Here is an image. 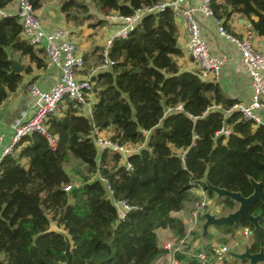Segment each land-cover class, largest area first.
Returning <instances> with one entry per match:
<instances>
[{
  "label": "trees",
  "instance_id": "1",
  "mask_svg": "<svg viewBox=\"0 0 264 264\" xmlns=\"http://www.w3.org/2000/svg\"><path fill=\"white\" fill-rule=\"evenodd\" d=\"M12 1L0 0V8ZM29 1L35 10L41 5V0ZM163 1L90 0L102 15L119 16ZM211 8L226 29L229 18L240 14L254 33L264 35V0H211ZM59 9L76 26L95 17L82 0H62ZM106 22L102 16L88 25ZM177 37L176 17L165 6L143 14L126 37L114 36L106 51L93 47L94 64L108 68L91 76L96 101L90 116L66 99L61 113L45 120L54 148L47 136L32 131L2 157L0 264H63L66 243L49 230L52 224L67 232L72 264H156L155 231L182 233L171 213L182 208L192 187L212 195L208 183L247 197L255 181L264 193V124L233 109L236 100L217 82L203 80L197 70H180L176 57L183 51ZM87 55L82 54L85 67ZM8 57L24 63L23 71L11 72ZM44 58L42 47L22 37L16 16H0V101L31 72V64L45 67ZM92 126L111 129L108 137L117 143L145 145L128 155V168L120 154L99 152ZM70 158L85 166L77 183L64 168ZM118 201L129 206L123 217ZM221 202L229 212L235 210L233 199L221 196ZM247 213L258 217L257 225L241 216L237 223L214 226L230 234L248 229L249 252L264 251V202L256 199ZM188 264L200 263L192 257Z\"/></svg>",
  "mask_w": 264,
  "mask_h": 264
},
{
  "label": "built area",
  "instance_id": "2",
  "mask_svg": "<svg viewBox=\"0 0 264 264\" xmlns=\"http://www.w3.org/2000/svg\"><path fill=\"white\" fill-rule=\"evenodd\" d=\"M165 6L172 9L176 18L183 19L189 37L187 53L195 63L196 70L203 80L218 81L223 59L209 53L200 35L201 24L197 13L212 17L217 26L218 34L237 46L242 62L248 71L253 93L248 104L236 102L232 108L241 112L245 119L263 124L260 116L254 110L264 108V53L259 51L252 42L253 31L251 28L248 27L241 35L229 32L222 25V22L214 16L211 8V0H197L196 5L189 4L188 0H164L159 5L138 9L130 16H119L116 13H110L107 15V18L121 20L123 24L115 36L126 37L127 33L143 14L154 9H162ZM6 15H14L18 18L21 25L22 37L33 46L44 49L46 54L45 65L48 67H57L59 69V77L49 90H41L34 83L28 85V91L34 97L33 114L30 118L18 122L15 126L11 142L8 145L2 147L3 135H0V162L4 155L13 152L14 144L22 136L32 131H37L47 136L50 146L54 148L55 138L48 135L45 125V120L48 115L61 113L62 104L66 99L73 101L77 110L84 114L85 109L91 107L92 96H94V82L90 77L80 73L84 68L82 55L78 52L76 42L68 37L65 29L55 27L49 32L45 31L29 0H15V8L11 13L7 12L5 8H0V16L3 17ZM247 24L249 25L248 22ZM111 40L106 41L105 51L110 46ZM105 62L111 63L107 59ZM177 107L180 108V105ZM91 130L94 134V142L99 152L108 149L111 152L118 153L123 158L126 167H130L127 157L129 154L135 152L133 149L134 145L112 141L108 136L103 135L102 131L98 130L95 126H92ZM221 132L227 134L229 131L227 128H222ZM70 188L71 184L63 187L65 191L70 190ZM207 196L204 193L201 199H197L193 203L190 211L193 223L197 222L200 215L210 206L211 201ZM118 205H121L125 209V212L129 209V206L123 201L115 202V206ZM183 241V239L177 242L167 241L164 247L171 254L179 250V246ZM228 252L229 250L225 245H215V243L210 242L206 248L200 249L195 254V258L200 264H208L207 258L209 255L219 257ZM166 264H182V261L171 256Z\"/></svg>",
  "mask_w": 264,
  "mask_h": 264
},
{
  "label": "crops",
  "instance_id": "3",
  "mask_svg": "<svg viewBox=\"0 0 264 264\" xmlns=\"http://www.w3.org/2000/svg\"><path fill=\"white\" fill-rule=\"evenodd\" d=\"M50 1L51 0H41L40 7L35 10L36 15L40 19L45 31L49 32L55 27L65 29L68 37L73 39L75 42L77 40L79 43L81 41L83 42V46L78 49V52L81 55L83 53H87L88 60L89 58L90 60H94L92 52L93 47L102 45L95 43V35L92 36L91 41L86 43V38L76 34L82 31L85 25L88 26L87 21H85L82 25L77 26L70 21L67 22L59 9L61 3L60 0H58L55 4H51ZM188 3L196 5L197 0H188ZM14 8L15 0L5 7L6 11L9 13L13 12ZM197 16L201 24L200 35L204 40L209 53L223 59V65L217 83L229 98L236 100V102L248 104L253 92L248 71L242 62L237 46L233 42L228 41L222 35L218 34L217 26L212 17L201 13H197ZM106 19L107 22L104 25L89 26V28H97L100 26V30L91 29L90 31L94 32V34L99 33L101 36L105 35V44L107 40L112 39L116 35L121 27L116 20L108 19L107 16ZM176 21L178 27L177 44L183 51L182 56L176 57V62L180 67V70H196L195 63L187 53L189 37L184 21L182 18H176ZM247 22H249V25ZM227 24L229 28H227L228 31L237 35L243 34L248 27L251 28L250 20L240 14H233L229 18ZM252 42L259 51L264 53V35H258L253 32ZM105 44L103 47H105ZM44 61L46 62L45 58ZM88 68L92 72L91 75L88 76L89 73L86 71H83L84 73L81 74L91 78V76L100 69L108 68V65H89ZM31 69L30 73L24 74L18 87L14 91L9 92L4 100L0 101V135H3L2 147L11 142L15 126L18 122L30 118L33 114L34 97L28 91V85L34 83L41 90H49L59 77V69L54 66L48 67L45 65L43 68H37L34 64H31ZM95 101L96 95L94 93V96H92V103ZM254 111L260 116L261 121L264 124V108H258ZM84 114L86 116H90L91 107L88 109L86 108ZM67 172L69 173V171ZM204 193L206 192L202 190V188L192 187L188 191L187 199L184 201L182 208L171 213V216L177 218L181 222L183 230L182 233L178 234L170 228L156 229L157 244L160 249V253L155 261L156 264H166L171 256L180 259L182 264H188L189 260H191L192 257L195 258V254L200 249L206 248L207 245L210 244V242L207 241V238L210 234V227L213 224L206 222L207 219L205 214L212 216L213 212L208 208L205 209V211L200 215L199 220L195 223H193L190 215L193 203L197 199H201ZM116 208L118 210L119 217H121L125 213V209H123L121 205L116 206ZM180 239H183L184 241L179 246V250L170 254L164 247V244L167 241L177 242Z\"/></svg>",
  "mask_w": 264,
  "mask_h": 264
},
{
  "label": "rangeland",
  "instance_id": "4",
  "mask_svg": "<svg viewBox=\"0 0 264 264\" xmlns=\"http://www.w3.org/2000/svg\"><path fill=\"white\" fill-rule=\"evenodd\" d=\"M42 1H46V0H42ZM57 1L58 0H51L50 3L55 4ZM61 1L62 0H60V2ZM82 1H85L87 3L91 13H93L95 15L94 18H91L90 20L87 21V24H89L90 22H95V20L98 17L104 16L106 18L107 15H102L101 13H99L95 10V7L90 2V0H82ZM83 28L84 29L82 31H80L76 34L78 36L81 35L83 38H86V40H87V41H85L86 43L91 41L92 36L95 35L94 36L95 43L101 44L102 46L105 44V35L101 36V34H99V33L94 34V32L90 31L91 29L100 30V26L97 28H94V27L89 28V25L88 26L85 25V27H83ZM90 32H92V33H90ZM76 45H77V48L80 49V48H82L81 46H83V42L81 41L79 43V41L77 40ZM94 63H95V60H93V59L90 60V58H89V60L86 63L87 64L86 68L84 66V68L80 71V73H84L83 71H86L89 73L88 76L91 75L92 72L88 67H89V65L90 66H93V65L96 66V64H94ZM110 133H111V129H109L108 131H102V134L105 136H108ZM144 145H145V143L134 145L133 149H134V151H137L140 147H143ZM64 168H65V170L69 171V173L73 176V183L78 182L77 176H79V173L85 172V166H83L81 163H79V161L77 159H74V158H70L69 161L67 163H65ZM205 192H206L205 194L208 195L207 197L211 201L210 206L212 205V207L208 206L207 208L213 212L212 216H214V217H227L231 213H234L236 210L239 209L240 203L237 202L236 205L232 208V210L233 209H235V210H233L232 212H229L230 209L223 206V204L221 202V196L219 197L218 194L215 193L214 191H212V195H209L207 191H205ZM209 232H210V234L207 238L208 239L207 241L213 242V243H215V245L223 244L228 248L229 252L227 254H222L219 257H217L216 255H209L207 258L208 264H243L241 258H243L244 256H249L247 251H246L247 248H245L248 245V242L250 241L249 233H247L245 230L235 231L232 234L223 233L220 230H218V228H216L214 225H211ZM250 258L251 259L257 258V261H255L254 264H264L263 263L264 262V255H260V254L254 255V256H250Z\"/></svg>",
  "mask_w": 264,
  "mask_h": 264
},
{
  "label": "water",
  "instance_id": "5",
  "mask_svg": "<svg viewBox=\"0 0 264 264\" xmlns=\"http://www.w3.org/2000/svg\"><path fill=\"white\" fill-rule=\"evenodd\" d=\"M8 59L11 62V72L19 73V72L23 71L24 63L19 62L18 60L13 59L11 57H8ZM254 183H257L258 186H254ZM207 185H208L209 189L211 191H215L218 194V196H227V197L233 199L234 201L240 203L239 209L236 210L234 213H231L227 217H214V216H211L209 214H205L206 219H207V221H206L207 223H212L213 225L214 224H220V223H232V222L237 223L241 216H247L250 221H252L255 225H257L258 217L248 215L247 208H248L249 204L252 203L253 201H255L256 199H259L262 202H264V193L260 189V183L252 181V185H253L254 189H253L252 194L247 196V197H244L240 193L236 192L240 195L239 199L233 198L230 195V193L233 191H228V190L223 189V188L212 186L208 183H207ZM49 230H54L63 236L65 243H66L65 250H64V253L66 255V261L63 264H72L71 263V242H70V238H69L67 232L65 230L57 227L56 225H53V224L50 225ZM259 254L264 255V252L261 251V252H259Z\"/></svg>",
  "mask_w": 264,
  "mask_h": 264
},
{
  "label": "flooded vegetation",
  "instance_id": "6",
  "mask_svg": "<svg viewBox=\"0 0 264 264\" xmlns=\"http://www.w3.org/2000/svg\"><path fill=\"white\" fill-rule=\"evenodd\" d=\"M247 233H249V237H250V241L248 242V245L245 247V248H247V253H248V255L249 256H244L243 258H241L242 259V262H243V264H254V262L255 261H257V258H250V256H254V255H258L259 254V252L258 253H250L249 252V250H248V246H249V244H250V242H251V231H249L248 229H244ZM261 252V251H260ZM264 252V251H263ZM245 255V254H244ZM249 259V260H248ZM253 260V261H252ZM264 263V262H263Z\"/></svg>",
  "mask_w": 264,
  "mask_h": 264
},
{
  "label": "bare ground",
  "instance_id": "7",
  "mask_svg": "<svg viewBox=\"0 0 264 264\" xmlns=\"http://www.w3.org/2000/svg\"><path fill=\"white\" fill-rule=\"evenodd\" d=\"M254 186H258L257 183H254ZM230 195L233 197V198H238L240 197V195L238 193H235V192H231Z\"/></svg>",
  "mask_w": 264,
  "mask_h": 264
}]
</instances>
